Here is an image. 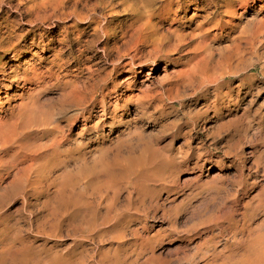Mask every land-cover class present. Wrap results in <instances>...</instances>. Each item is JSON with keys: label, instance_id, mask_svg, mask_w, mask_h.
<instances>
[{"label": "rangeland", "instance_id": "1", "mask_svg": "<svg viewBox=\"0 0 264 264\" xmlns=\"http://www.w3.org/2000/svg\"><path fill=\"white\" fill-rule=\"evenodd\" d=\"M263 27L264 0H0V264H264Z\"/></svg>", "mask_w": 264, "mask_h": 264}, {"label": "bare ground", "instance_id": "2", "mask_svg": "<svg viewBox=\"0 0 264 264\" xmlns=\"http://www.w3.org/2000/svg\"><path fill=\"white\" fill-rule=\"evenodd\" d=\"M261 21V20H260ZM259 22V21H258ZM263 22V21H262ZM259 24H261V22L259 23ZM263 24V23H262ZM261 24V25H262ZM262 28V27H261ZM264 28V27H263ZM262 30V29H261ZM263 31V30H262ZM131 35V34H130ZM196 35V34H195ZM259 35V34H258ZM249 41H251V40H249ZM237 43V42H236ZM240 44V43H239ZM239 46V45H238ZM201 57V56H200ZM192 59V58H191ZM198 65H200L198 62L195 64V66H193L192 67V72H194V73H196L195 72V70H199V67H198ZM198 67V68H197ZM204 69V68H203ZM189 70V69H188ZM204 71V70H203ZM183 73V72H182ZM193 73V74H194ZM219 73V72H218ZM192 74V75H193ZM191 74H189V76H190ZM218 76V75H217ZM38 113V112H37ZM4 133V132H3ZM5 134V133H4ZM8 136V135H7ZM33 145V144H32ZM52 149V148H51ZM32 155V154H31ZM52 163V162H51ZM102 167V166H101ZM26 169H27V167H26ZM20 173V172H19ZM64 173V172H63ZM23 174V173H22ZM29 174V173H28ZM20 176V175H19ZM18 178V177H17ZM44 178V177H43ZM65 181V180H64ZM3 193V192H2ZM5 193V192H4ZM65 193V192H64ZM64 199V198H63ZM260 226H264V221L263 222H261V224H260ZM258 257H260V260L262 261V262H264V246L261 248V251L260 252H257V254H256ZM259 260V262H261Z\"/></svg>", "mask_w": 264, "mask_h": 264}]
</instances>
